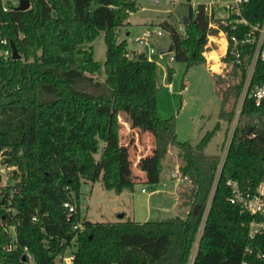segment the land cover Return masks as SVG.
Wrapping results in <instances>:
<instances>
[{"label":"trees","instance_id":"obj_1","mask_svg":"<svg viewBox=\"0 0 264 264\" xmlns=\"http://www.w3.org/2000/svg\"><path fill=\"white\" fill-rule=\"evenodd\" d=\"M28 1L30 8L20 12L14 6L4 11L0 0V165L17 169L12 185L2 186L0 176V264H27L24 248L35 264H54L72 247V264H187L208 204L193 264H240L247 246H264V237L249 239L253 216L228 202L226 185L234 180L254 189L264 176V101L255 106L245 100L216 178L220 157L206 155L205 148L219 123L197 144L178 142L173 118L156 115V64L138 60L126 40L118 41L115 30L124 25L127 12H136L134 1ZM241 13L250 23L260 22L264 0H248ZM186 19V25L179 22L184 33L167 22L161 27L169 33L173 62L184 64L187 72L203 65L210 30L202 7L197 14L190 8ZM100 32L106 47L103 65L93 57L92 43ZM12 46L19 60L1 55L5 50L12 54ZM231 71L238 81L224 92L218 112L228 125L246 65H232ZM172 74L168 68V83ZM263 82L264 63L258 62L251 86ZM119 116L150 134L148 161L156 177L168 149H176L180 176L190 187L183 202L188 211L143 223H94L85 217L76 230L82 185L99 181L103 190L121 195L139 183L130 157L134 143H121ZM66 202L78 213L71 217ZM14 237L15 248L7 251ZM246 259L262 264L255 253Z\"/></svg>","mask_w":264,"mask_h":264},{"label":"rangeland","instance_id":"obj_2","mask_svg":"<svg viewBox=\"0 0 264 264\" xmlns=\"http://www.w3.org/2000/svg\"><path fill=\"white\" fill-rule=\"evenodd\" d=\"M1 1L3 10H8L10 6H18V0ZM132 1L137 6L136 12H127L128 18L124 25L115 30L118 32V41L126 40L129 50L138 49L133 42L134 37L141 34L146 26L151 23L161 26L167 22L178 30L182 27L179 22L188 15L189 9L193 11L195 6L205 0H174V3L168 0ZM127 33L129 34L126 35ZM92 46L94 60L103 65L106 47L102 32ZM152 46L154 48L159 46L167 51L170 46L169 35L164 34L153 39ZM205 52V56L202 55L203 65L190 68L187 72L184 64L170 62L168 54L162 58L157 54L150 56V60L157 66L159 85L156 115L161 120L173 118L177 141L190 144H197L206 132L212 131L219 123V130L206 146L205 154L217 155L221 159L224 153L222 150L233 129L232 123L228 125L219 120L218 112L224 92L234 86L238 79L228 67L223 69L219 66L221 48L212 43L211 48ZM168 68L173 70L169 83ZM103 76L104 74L99 78L100 81L104 80ZM181 83L184 84L183 89ZM168 85L171 86V90L168 89ZM231 104L232 102H229L226 105L227 111L231 109ZM118 122L121 126L119 132L121 143L127 145L130 139L134 143L135 150L130 151V157L133 159V165L136 164L133 166V174L139 183L134 186L133 191L127 190L121 195L103 190L99 181L82 185L79 198L82 213L86 215L88 221L104 224L127 219L143 223L151 219L183 217L188 211V208L183 206L184 194L188 193L190 187L189 182L180 176V160L176 149L174 147L168 149L162 162L161 173L156 177L148 161L150 134L144 128L141 130L131 128L122 116L118 117ZM14 173H17L15 167L1 164V185L16 183ZM172 174H177V177L171 178ZM141 190H144V193ZM149 201L153 210L151 214L148 211ZM74 250V247L67 250L66 255L71 256ZM27 264L35 262L30 259Z\"/></svg>","mask_w":264,"mask_h":264},{"label":"built area","instance_id":"obj_3","mask_svg":"<svg viewBox=\"0 0 264 264\" xmlns=\"http://www.w3.org/2000/svg\"><path fill=\"white\" fill-rule=\"evenodd\" d=\"M174 3V0H168ZM248 3V0H205L199 5L195 6L193 10L194 14L198 13L199 7H202L204 13L207 14L209 19L207 34V43L204 48L202 55L205 56L207 49L211 48V44L214 43L220 48V43L224 42L225 48L221 52L218 63L223 69L229 68L232 70V65H246V74L243 82L242 91L237 101L234 119L232 122V133L228 137L227 143L222 150L224 153L220 159L219 168L216 174V178L220 173L222 164L224 162L226 153L228 151L237 121L242 109V106L246 99H252L255 106H259L264 101V82L251 86V80L255 73L258 62L264 63V17L260 22L250 23L247 19L242 16V8ZM6 11V10H4ZM218 13V15H215ZM178 30L184 33V27ZM212 30H217V34H212ZM231 32V34L229 33ZM164 34H168L159 24L151 23L146 26L145 29L134 37L133 42L138 46L137 50H130L135 57L140 54H144L146 60H150V56L157 54L160 58L169 55V61L173 62L172 53H166V50L159 48V46H152V40L162 37ZM1 44L5 45L6 41H1ZM170 47V46H169ZM159 49L165 51L164 54L159 52ZM251 51L247 54L246 51ZM4 58L12 57L11 52L5 50L1 53ZM131 58H134L131 56ZM229 58V61H225ZM168 89L171 90V86L168 85ZM217 180V179H216ZM216 180L213 188L216 187ZM226 185L230 188L231 196L228 198V202L231 205L237 206L241 212L247 213L253 216V219L248 224V237L250 240H254L259 237H264V176L259 181L254 189L250 187L241 188L240 185L234 180H228ZM144 193V190H141ZM63 207L68 210V213L72 217L77 214L76 205H71L66 202ZM209 204L201 221L198 229L195 241L193 243L189 259L187 264H193L197 254L199 241L204 228L206 215L208 212ZM85 214L82 213L81 207L79 208L80 220L76 224L75 229L80 230L82 228V220L85 218ZM36 221V218L32 219ZM17 239L14 237L12 240L13 245L7 247V251L15 248ZM24 256L27 257L28 261L32 259V256L27 253V249L24 248ZM255 253L257 260L264 264V246H255L253 249L246 247L244 251L243 260L240 264H249L246 256ZM67 250L59 254L54 264H72V255L67 256Z\"/></svg>","mask_w":264,"mask_h":264},{"label":"water","instance_id":"obj_4","mask_svg":"<svg viewBox=\"0 0 264 264\" xmlns=\"http://www.w3.org/2000/svg\"><path fill=\"white\" fill-rule=\"evenodd\" d=\"M189 1V0H188ZM30 8V2L28 0H18V6L16 7V9L20 12H24L27 11ZM182 24L186 25L188 24V20L186 19V17L183 18L182 20ZM159 52L161 54H164L165 51L163 49H159ZM166 53H172V48L169 47L168 50L166 51ZM21 57L18 54L17 50L12 46V59L13 60H19ZM138 60L140 61H145L146 58L144 56V54H140L138 56ZM177 174H172L171 178H176ZM23 262L28 263V259L26 256L23 257Z\"/></svg>","mask_w":264,"mask_h":264},{"label":"bare ground","instance_id":"obj_5","mask_svg":"<svg viewBox=\"0 0 264 264\" xmlns=\"http://www.w3.org/2000/svg\"><path fill=\"white\" fill-rule=\"evenodd\" d=\"M220 44L221 52H223L225 48L224 42H221ZM210 57H212V55Z\"/></svg>","mask_w":264,"mask_h":264},{"label":"crops","instance_id":"obj_6","mask_svg":"<svg viewBox=\"0 0 264 264\" xmlns=\"http://www.w3.org/2000/svg\"><path fill=\"white\" fill-rule=\"evenodd\" d=\"M128 34H129V33H127L126 35H128ZM151 207H152V206H150V201H149V210H148V211H149L150 214H151L152 211H153Z\"/></svg>","mask_w":264,"mask_h":264}]
</instances>
